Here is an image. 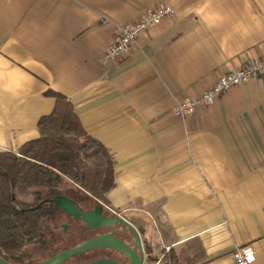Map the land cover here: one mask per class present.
I'll list each match as a JSON object with an SVG mask.
<instances>
[{
  "label": "crops",
  "instance_id": "0c3cea01",
  "mask_svg": "<svg viewBox=\"0 0 264 264\" xmlns=\"http://www.w3.org/2000/svg\"><path fill=\"white\" fill-rule=\"evenodd\" d=\"M162 4L175 18L105 56L117 25ZM263 56L264 0H0V149L38 137L60 93L114 157L99 202L137 229L144 264H233L237 246L264 264V74L173 113Z\"/></svg>",
  "mask_w": 264,
  "mask_h": 264
},
{
  "label": "trees",
  "instance_id": "16d2710c",
  "mask_svg": "<svg viewBox=\"0 0 264 264\" xmlns=\"http://www.w3.org/2000/svg\"><path fill=\"white\" fill-rule=\"evenodd\" d=\"M51 94L55 104L39 118V136L15 151L0 149V255L12 264L40 262L29 250L41 239L36 235L49 206L38 204L55 193L61 181L72 182L86 196L103 203L115 183V160L108 148L85 130L68 99ZM28 194L38 200L31 204L19 198ZM142 246L147 252L144 242ZM162 261L177 264L172 252Z\"/></svg>",
  "mask_w": 264,
  "mask_h": 264
},
{
  "label": "built area",
  "instance_id": "2783aa9c",
  "mask_svg": "<svg viewBox=\"0 0 264 264\" xmlns=\"http://www.w3.org/2000/svg\"><path fill=\"white\" fill-rule=\"evenodd\" d=\"M175 16L176 10L171 5L162 4L146 9L136 20L117 25L114 38L105 48V56L110 59L125 56L141 31L158 24L163 18H175ZM262 74H264V56L220 75L211 87L202 91L200 96L184 97L175 104L173 113L178 117L191 115L199 105H211L221 93ZM231 258L233 264H256L255 254L249 246L235 247L231 252Z\"/></svg>",
  "mask_w": 264,
  "mask_h": 264
},
{
  "label": "flooded vegetation",
  "instance_id": "af4514ba",
  "mask_svg": "<svg viewBox=\"0 0 264 264\" xmlns=\"http://www.w3.org/2000/svg\"><path fill=\"white\" fill-rule=\"evenodd\" d=\"M75 193H76L75 195H69V194H63L62 191H56L55 193L46 196V198H44L38 204V205L45 204L46 206L49 207L43 213V216L40 220L42 225L40 223V226L37 231L36 237L41 239L39 240L38 244L32 248V250H34L35 252L34 251L31 252V249L29 251L32 258H38L34 256L36 255L35 253H38L39 255L45 253L46 254L45 256L49 257L66 248H69V247H63L62 249L60 248L55 252L46 253L47 252L46 249L48 246L47 244L49 242L48 240H46V238L51 239V241H56L57 238H68L67 240L69 241V239L71 238V239H75L74 245H77L83 242L85 239L92 237L96 234L111 233L115 235L117 238L123 239L129 245L132 246L134 235L133 233L130 232V230L126 226L120 223H117L116 225L102 223L98 226L91 227L82 219L81 216L74 217V215L66 213L60 207L55 205V203L52 201L54 196L64 195L72 199L75 206L78 209L83 210L84 212L95 209V206L97 204H95V202H93L88 196H86L83 192H79V190L77 189H75ZM59 213H63L71 219V222H69L68 224H61V231H57L56 228L54 227V222L51 221V219H55ZM102 213L105 216L112 215L111 212L109 213L103 209H102ZM94 250H104L105 253L100 254L93 258H91V255L86 254L87 252ZM72 258L74 259L73 264H87V263L100 264L101 261H106L109 264H126V262L129 263L128 259L123 254L108 248H93L85 252H82L80 254H77Z\"/></svg>",
  "mask_w": 264,
  "mask_h": 264
},
{
  "label": "water",
  "instance_id": "95a60500",
  "mask_svg": "<svg viewBox=\"0 0 264 264\" xmlns=\"http://www.w3.org/2000/svg\"><path fill=\"white\" fill-rule=\"evenodd\" d=\"M52 201L66 213L81 216L82 219L91 227L98 226L102 223L116 225L120 223L126 226L133 233V244L129 245L121 238H117L111 233L96 234L85 239L83 242L66 248L52 256H49L37 264H62L66 260L93 248H108L123 254L129 261V264H144V251L142 241L137 229L123 217L112 214L105 216L102 213L101 204H97L94 210L84 212L78 209L73 200L64 195H56ZM132 239V238H131ZM0 264H12L6 261L0 255Z\"/></svg>",
  "mask_w": 264,
  "mask_h": 264
},
{
  "label": "rangeland",
  "instance_id": "374dc122",
  "mask_svg": "<svg viewBox=\"0 0 264 264\" xmlns=\"http://www.w3.org/2000/svg\"><path fill=\"white\" fill-rule=\"evenodd\" d=\"M75 189H77V187L70 181L64 179L63 181H61L57 186H56V191H62L63 194H69V195H75ZM79 190V192H82L81 189H77ZM38 196H36L35 194H28V195H19V198L25 200L28 203H34L35 201L38 200L37 198ZM90 198V197H89ZM91 199V198H90ZM93 202H95V204H100L99 201L91 199ZM101 207L103 208V210L108 211V209H106V207L104 205L101 204ZM110 213V212H109ZM51 221L54 222V227L56 228L57 231H61V224H68L69 222H71V219L69 217H67L65 214L63 213H59L58 216L55 219H51ZM41 223V222H40ZM42 225V223H41ZM56 225V226H55ZM54 228V229H55ZM68 238H57L56 241H51V239L46 238V240H48V246L46 249V253H52L57 251L58 249H62L63 247H70L74 245L75 239H69V241L67 240ZM63 241V242H61ZM30 251V250H29ZM34 250H32L31 248V252H33ZM35 252V251H34ZM105 253L104 250H94V251H89L86 254L87 255H91V258L96 257L100 254ZM36 257H38V260L41 261L43 259L46 258V254H38L35 253ZM85 254V255H86ZM45 257V258H44ZM43 258V259H42ZM81 258V257H80ZM36 259V258H34ZM82 259V258H81ZM74 259L71 258L68 261L62 263V264H73ZM88 264V263H87ZM100 264H109L106 261H101ZM126 264H129L128 262H126Z\"/></svg>",
  "mask_w": 264,
  "mask_h": 264
}]
</instances>
